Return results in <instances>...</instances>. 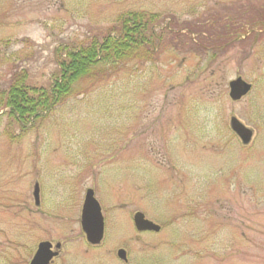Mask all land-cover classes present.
<instances>
[{
	"label": "rangeland",
	"instance_id": "374dc122",
	"mask_svg": "<svg viewBox=\"0 0 264 264\" xmlns=\"http://www.w3.org/2000/svg\"><path fill=\"white\" fill-rule=\"evenodd\" d=\"M127 12L157 16L151 60L78 82L24 128L8 116L15 73L47 86L56 46ZM237 77L252 89L232 101ZM87 188L98 245L80 226ZM136 211L161 229L136 230ZM43 240L62 243L52 264H264V0H0V264H28Z\"/></svg>",
	"mask_w": 264,
	"mask_h": 264
},
{
	"label": "trees",
	"instance_id": "16d2710c",
	"mask_svg": "<svg viewBox=\"0 0 264 264\" xmlns=\"http://www.w3.org/2000/svg\"><path fill=\"white\" fill-rule=\"evenodd\" d=\"M156 17L144 12L122 13L100 39L56 46L53 57L57 69L47 86L31 84L23 70L15 73L3 92V107L7 108L8 116L24 128L76 93L78 82L99 79L105 68L110 74L131 61L151 60L153 42L159 43L161 39L153 30Z\"/></svg>",
	"mask_w": 264,
	"mask_h": 264
},
{
	"label": "water",
	"instance_id": "95a60500",
	"mask_svg": "<svg viewBox=\"0 0 264 264\" xmlns=\"http://www.w3.org/2000/svg\"><path fill=\"white\" fill-rule=\"evenodd\" d=\"M229 97L236 101L245 96L251 89V84L237 77L229 81ZM230 127L233 132L240 138L243 144H247L252 137V130L244 126L237 118H230ZM33 198L35 204H39V186L38 183L33 187ZM133 222L138 231H155L160 230V226L153 221L145 218L141 212L133 215ZM81 228L85 233L86 240L92 244H99L103 237V216L100 206L94 198L92 189H87L81 211ZM61 244L59 242L52 245L49 241H41L37 244L36 249L30 259L29 264H49L52 259L58 255ZM117 256L126 261V252L120 248L117 250Z\"/></svg>",
	"mask_w": 264,
	"mask_h": 264
}]
</instances>
